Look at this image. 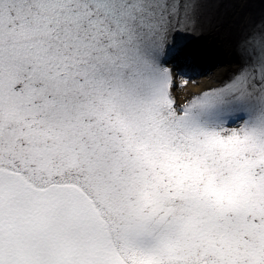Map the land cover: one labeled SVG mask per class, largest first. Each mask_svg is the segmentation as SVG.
I'll list each match as a JSON object with an SVG mask.
<instances>
[{
    "label": "snow or ice",
    "instance_id": "6c2138e0",
    "mask_svg": "<svg viewBox=\"0 0 264 264\" xmlns=\"http://www.w3.org/2000/svg\"><path fill=\"white\" fill-rule=\"evenodd\" d=\"M0 264H264V0H0Z\"/></svg>",
    "mask_w": 264,
    "mask_h": 264
},
{
    "label": "bare ground",
    "instance_id": "6f19581e",
    "mask_svg": "<svg viewBox=\"0 0 264 264\" xmlns=\"http://www.w3.org/2000/svg\"><path fill=\"white\" fill-rule=\"evenodd\" d=\"M200 39H201V42H211V37H209V36H205V37L200 38ZM206 71L208 73H210L211 75L216 74V70L213 66H211V64L208 66ZM199 81H200V83H208V82H210V77H209V75H202L199 77Z\"/></svg>",
    "mask_w": 264,
    "mask_h": 264
}]
</instances>
